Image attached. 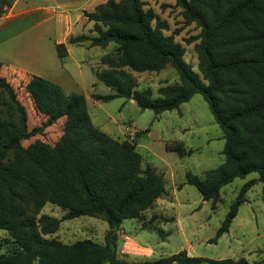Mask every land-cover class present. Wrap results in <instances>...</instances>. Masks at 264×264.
Returning <instances> with one entry per match:
<instances>
[{
    "label": "trees",
    "instance_id": "obj_1",
    "mask_svg": "<svg viewBox=\"0 0 264 264\" xmlns=\"http://www.w3.org/2000/svg\"><path fill=\"white\" fill-rule=\"evenodd\" d=\"M13 1L0 0V16ZM174 2L185 23L199 29L197 73L183 60L184 48L162 33L166 24L143 8V0H106L92 12L83 11L94 34L71 36L67 43L115 44L114 52L100 59L106 68L95 71L112 93L91 95L95 100H133L141 110L159 115L195 94L202 96L222 132L224 160L200 177L186 173V184L213 207L224 186L257 175L240 187L211 240L215 242L228 232L246 192L256 182L264 184V0ZM56 49L60 58L66 56L64 43ZM166 66L176 71L179 83L158 88L155 98L150 89L135 90L126 72H158ZM24 94L34 104L35 117L22 101ZM63 118L70 129L52 147L30 151L23 146ZM174 149L183 154L180 144ZM163 193V176L142 166L135 143L117 141L92 123L84 95L65 96L34 80L14 87L0 75V230L7 233L0 247L12 244L14 249L0 254V264H249L244 258L213 260L185 251L141 263L117 259L122 222L137 218ZM46 203L64 215L40 214ZM81 216L107 223L103 244L45 238L61 221Z\"/></svg>",
    "mask_w": 264,
    "mask_h": 264
},
{
    "label": "rangeland",
    "instance_id": "obj_2",
    "mask_svg": "<svg viewBox=\"0 0 264 264\" xmlns=\"http://www.w3.org/2000/svg\"><path fill=\"white\" fill-rule=\"evenodd\" d=\"M102 1L106 0H54L53 3L59 6L56 12L68 14L70 31L75 36L94 34L91 33L92 28L88 31L87 27L82 28L80 19L84 17L83 11H91L94 4ZM143 2L144 9H151L166 24L162 33L170 35L174 42L184 48L183 60L197 73L198 60L194 46L199 42V29L193 23H185L181 9L174 0ZM33 3L45 4L44 0ZM53 3L50 4L55 6ZM91 26L90 22L88 27ZM43 31L46 36L50 33L51 39H55V32L54 36L52 34L54 28H49V25L34 30L37 33L35 38L40 37L45 57L27 66L28 70L59 85L66 93L84 95L92 123L117 141L135 143L136 151L142 158V166H149L164 179V193L155 204L137 218L122 222L117 234V259L141 263L185 251L190 257L213 260L244 258L249 264H264V184L260 182H256L246 192V201L239 206L228 232L211 242L240 187L250 179H256L257 175L251 173L244 179H235L224 186L213 207L210 201H203L197 190L185 182L186 173L200 177L203 172L217 167L224 160L222 132L202 96L195 94L177 109L163 111L159 115L149 109L141 110L133 100H95L91 95L105 96L112 93L96 79L95 71L106 68L100 59L106 53L112 54L115 44L110 43L102 48L67 44V56L58 58L51 44L47 41L45 45L41 39ZM28 36L24 34L19 40H27ZM12 43H7L8 50H11ZM126 72L135 90L150 89L153 98L157 97L158 88L179 83L178 74L170 66L158 72ZM12 78L18 80L17 77ZM23 96L22 101L29 110H33L29 115L35 117L33 100L29 104L25 98L27 95ZM69 122L67 118L58 120L42 135L23 141V146L30 151L52 147L59 136L69 131ZM178 144L182 146L183 154L174 149ZM64 213V210L49 203L40 211L42 215L57 219ZM107 229V223L101 218L81 216L61 221L59 229L45 238H54L63 244L85 239L103 244ZM6 237L7 233L0 230V241ZM12 247V244L0 247V254H9L14 250Z\"/></svg>",
    "mask_w": 264,
    "mask_h": 264
},
{
    "label": "crops",
    "instance_id": "obj_3",
    "mask_svg": "<svg viewBox=\"0 0 264 264\" xmlns=\"http://www.w3.org/2000/svg\"><path fill=\"white\" fill-rule=\"evenodd\" d=\"M35 1L38 0H14L12 6L0 16V75L5 77L14 87L34 80L40 81L50 89L59 90L65 96L73 95L75 93H66L59 85L42 78V76L27 68V66L39 62L45 57L43 48L40 45V37L35 38L37 36V33L34 32L36 28L42 25H49V28H54L52 34L54 36L55 32V39H51L50 33L46 36L45 31H43L41 39L45 45L47 41L51 44L52 51L58 58L60 57L58 56L56 46L61 43H64L66 46L68 38L73 36L70 31L68 14L56 12L55 9L59 6L53 3L54 0H44V5H36L33 3ZM104 2L106 1L94 4L92 10L86 12H92L97 5ZM50 3L55 4V6ZM80 20H82L83 29L87 27L86 30L88 31L92 28V26L88 27L90 22L86 18L82 17ZM24 34H29L28 39L25 40L23 38V40H19ZM10 42L13 43L11 50H8L7 43ZM68 45H85L87 48H92L88 42ZM67 49L68 46H66V51ZM68 52L69 49L67 54ZM50 55L51 53L48 54L49 57ZM12 77H17L18 80L14 81Z\"/></svg>",
    "mask_w": 264,
    "mask_h": 264
}]
</instances>
